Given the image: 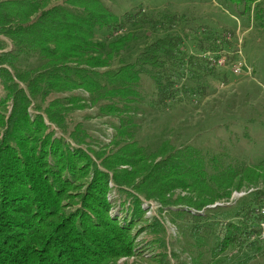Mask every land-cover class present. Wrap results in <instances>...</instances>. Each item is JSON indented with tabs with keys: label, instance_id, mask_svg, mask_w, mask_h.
<instances>
[{
	"label": "trees",
	"instance_id": "obj_1",
	"mask_svg": "<svg viewBox=\"0 0 264 264\" xmlns=\"http://www.w3.org/2000/svg\"><path fill=\"white\" fill-rule=\"evenodd\" d=\"M225 1L264 22V0ZM137 14L117 16L101 0H0V264H115L143 256L136 242L143 231V246L158 252L151 264H264V240L252 238L264 187H250L258 172L249 166L247 130L232 132L231 151L195 141L150 151L135 138V122L121 117L114 139L95 148L90 124L64 107L82 100L64 95L75 89L87 91L101 115L207 95L215 70L205 54H221L220 37L187 33L175 15ZM131 21L144 35L158 28L160 35L131 61L110 66L101 53L122 56L129 47L122 38L132 33L108 43L96 33L113 35ZM109 180L114 201L106 198ZM242 187L253 189L226 204ZM147 199L159 205L160 219L144 218Z\"/></svg>",
	"mask_w": 264,
	"mask_h": 264
},
{
	"label": "rangeland",
	"instance_id": "obj_2",
	"mask_svg": "<svg viewBox=\"0 0 264 264\" xmlns=\"http://www.w3.org/2000/svg\"><path fill=\"white\" fill-rule=\"evenodd\" d=\"M62 0H45L46 4L60 2ZM113 13L122 16L126 12L145 14L153 18H159L162 14L175 15L177 17L176 25H179L187 33L193 34L198 31L202 35L204 29L213 31L220 37V43L223 46L220 55H213L215 60L221 59L222 63L212 62L215 72L209 76L208 83L210 90L207 95L188 96V99L180 97L182 100L167 101L162 105L149 106L147 103L139 104V110L131 113H119L101 115L97 107L92 103L90 94L81 89H75L64 95L75 93L82 98L74 104H65L64 107L71 109L77 120L84 121L89 128L93 130L94 140L97 145L95 148L110 143L116 134L115 124L121 117H127L135 122V138L139 144H142L151 151L159 150L162 143L167 142L170 146H179L180 144L195 141L212 147L221 143L229 146L231 151L232 132L238 133L248 131L251 135V142H248V150L251 155V164L249 166L256 169L258 175L250 187H264V126L256 122L255 115L258 113L264 119V22L256 19L252 11L246 14H240L232 9V6L225 0H101ZM184 18V20L181 19ZM135 21L123 23L117 32L113 35L108 31L101 30L96 33L94 39L106 40L108 43L112 39L124 36L127 32L132 33V40L125 41L126 45L122 56L113 57L110 62L107 58L109 54L101 53V56L108 61L110 66H117L121 63H127L133 59L138 50L151 40L160 35V28L150 34H142L141 27L134 24ZM113 38H111V36ZM111 38V39H109ZM137 38V39H136ZM4 39L8 50L11 47V41ZM136 39V40H135ZM189 44V43H188ZM192 46H188L191 49ZM93 55L100 54L92 52ZM212 55V54H211ZM217 57V58H215ZM209 60V59H208ZM242 62L240 73H234V67ZM255 104V107L248 108L249 103ZM86 117V118H83ZM237 118V120L233 118ZM249 118L251 122L247 124L244 120ZM203 129V130H202ZM92 133V131H90ZM137 135V136H136ZM149 143V146H147ZM243 144L242 139L239 140ZM103 144V145H102ZM242 146V145H241ZM247 150V151H248ZM234 151V150H233ZM236 152V151H234ZM238 154V151L236 152ZM110 181V180H109ZM237 181V177L234 183ZM246 179L241 180L242 184ZM256 188V187H255ZM244 187L241 190H232L229 201L226 204L236 200V198L249 192ZM181 195L187 194L184 191ZM109 201H114V185L110 181L109 191L106 195ZM220 201L209 206L220 204ZM142 208L145 210L144 218L151 219V216L161 218L159 205L153 199L142 200ZM110 209L111 216L118 214ZM183 223L179 219H175ZM166 221V220H165ZM168 221V220H167ZM146 222L140 224L143 225ZM165 222L166 233H172V226ZM170 224V223H169ZM148 237L145 231L141 232L136 238L139 243L138 249L143 254L142 257L128 256L119 258L115 264H151L148 258H153L158 252L156 248L143 246L144 239ZM228 251V250H227ZM226 251V252H227ZM170 250H168V253ZM222 253L217 257L226 255ZM138 253V252H135ZM170 254V253H169ZM168 254V255H169ZM184 254V253H183ZM170 263H173L171 258Z\"/></svg>",
	"mask_w": 264,
	"mask_h": 264
},
{
	"label": "built area",
	"instance_id": "obj_3",
	"mask_svg": "<svg viewBox=\"0 0 264 264\" xmlns=\"http://www.w3.org/2000/svg\"><path fill=\"white\" fill-rule=\"evenodd\" d=\"M207 57H208V59L209 60H211L213 63L214 62H217V61H219V63L218 64H221L222 63V61H221V59H218V60H215V59H213L212 58V56L213 55H211L209 52H207L206 54H205ZM216 58V57H215ZM240 63H239V66H236V67H234L232 70L234 71V73L236 72V73H240L241 72V70H240V67L242 66V62L241 61H239ZM256 213L260 216V219H259V221H258V223H257V234H256V236H252V238H255V237H259V238H261V239H263L264 240V205L263 206H259V207H257L256 208Z\"/></svg>",
	"mask_w": 264,
	"mask_h": 264
}]
</instances>
